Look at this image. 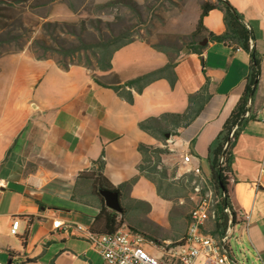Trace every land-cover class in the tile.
<instances>
[{
    "label": "crops",
    "instance_id": "crops-1",
    "mask_svg": "<svg viewBox=\"0 0 264 264\" xmlns=\"http://www.w3.org/2000/svg\"><path fill=\"white\" fill-rule=\"evenodd\" d=\"M225 1L242 14L252 48L260 57L250 116L231 147L227 190L233 211L250 214L248 222L236 218L233 230L238 227L256 263L264 264V0ZM200 14L201 10L190 32ZM203 23L205 33L226 30L220 8L205 15ZM203 46L201 53L183 46L175 58L174 87L165 78L157 79L142 93H135L133 103L95 77L108 84L125 82L168 63V55L147 40L136 39L117 50L110 71L91 72L82 64L63 68L56 59L38 58L27 50L0 55L1 264L11 260L21 264H105L90 242L69 227L80 223L105 232L106 218H100L105 202L97 194L94 176L87 172L97 168L103 155V175L110 183L118 186L136 178L121 191V198L149 204L151 199L167 202L158 195L156 185L138 171L140 143L165 146L142 130L139 122L166 112H184L189 95L202 87L207 76L211 99L166 144L173 163H183L189 153L191 162H184L187 167L198 166L205 172L209 146L242 95L250 52L210 38ZM186 47L188 51H184ZM120 218L124 221L121 214ZM15 219L19 225L12 234ZM57 219L63 222L59 228L53 227ZM182 236L153 237L178 240Z\"/></svg>",
    "mask_w": 264,
    "mask_h": 264
},
{
    "label": "rangeland",
    "instance_id": "rangeland-1",
    "mask_svg": "<svg viewBox=\"0 0 264 264\" xmlns=\"http://www.w3.org/2000/svg\"><path fill=\"white\" fill-rule=\"evenodd\" d=\"M204 1L208 0H0V55L27 50L38 58L51 57L57 62L85 61L92 53L79 49L82 42L106 39L123 31H129L135 40L160 42L171 49L183 47L192 39L190 30ZM92 67L97 70L95 63ZM167 155H163L167 167L164 192L170 193L172 200L151 199L148 205L120 198L124 221L152 238L176 233L182 236L188 216L201 198L193 188L191 168L184 162L173 163ZM203 168L206 173L201 172L202 177L196 174V181L215 194L207 162H203ZM167 183L171 185L169 190ZM214 218L208 217L205 231L210 233ZM229 244L239 263L257 264L238 227L230 235Z\"/></svg>",
    "mask_w": 264,
    "mask_h": 264
},
{
    "label": "trees",
    "instance_id": "trees-1",
    "mask_svg": "<svg viewBox=\"0 0 264 264\" xmlns=\"http://www.w3.org/2000/svg\"><path fill=\"white\" fill-rule=\"evenodd\" d=\"M216 8H220L223 11L226 30L221 34H216L213 32L205 33L206 28L203 23V18L211 10ZM189 37L192 39H190L184 46H188L196 53H201V50L204 48V46L199 42L206 37L214 41H220L233 45L237 49L243 48L250 52L249 72L246 77L242 95L240 96L238 103L230 113L229 117L223 124L222 129L210 144L207 156L211 173L210 180L212 181L216 190L214 194L216 198L215 218L213 219V228L210 233L216 238H221L223 235H225L226 230L229 227V221H231V225L235 223V212L233 211L231 203L229 201L227 190L228 173L230 170L232 157L231 147L237 139L238 134L247 118L250 116H245V114L250 110L248 100H251L252 102V99L256 92V86L258 84L260 76V57L255 52L254 48H250L249 46V39L251 35L249 29L246 27V24L243 21L242 14L238 12V10L233 7L228 1L225 0H218V2L204 1L201 4V14L198 23L195 27V30L190 34ZM134 40L135 39L132 38L129 31H123L106 39H100L90 43L82 42L79 49H84L86 51L90 50V52L92 53V57L90 55H87L85 61L58 63L63 68H68L72 64H82L89 70H91V72L94 71L92 65L93 63H95V66L98 70L110 71L112 69V57L114 53ZM150 43L154 48L168 55V63H166L164 66L152 69L138 76L130 78L125 82L117 81L116 83L108 84L100 80L98 77H95L97 82L101 85L111 87L121 98L125 99L129 103L134 102L135 93H142L147 85L157 79L165 78L170 82L171 86L174 87L177 81L175 58H177L181 54L183 47L180 46L171 49L167 45L160 42ZM191 43H193V46H190ZM74 52L75 51H71L70 54H73ZM40 58L48 57L43 56ZM93 75L95 76L96 74L94 73ZM209 86L210 78L206 76L205 82L202 87L197 92L191 93L189 95L188 107L184 112H166L159 116L148 117L139 122V126L142 130L149 133L165 145L154 146L140 143L138 146V150L142 154V162L138 165V171L140 172V174L144 175L156 185L158 195L164 199H173L170 193L164 192V184L165 182H167V167L163 165L162 156L164 154L172 153V151L166 146L167 140L171 136L178 134L179 128L188 126L198 117V115L201 113V111L204 109V107L212 97ZM235 126H237V128L234 131L233 136L230 137V132ZM167 134H169V137H167ZM226 143H228V146L225 149ZM223 154H225L224 164L220 163V157ZM97 164V168L92 169L91 171L87 172V174L94 176V182L98 186V189L104 188L113 191L118 190L119 196L121 198V191H123V189L127 187H130L131 184L136 180V178H134L128 182H124L118 186H115L110 183L103 175V167L105 164L103 155L97 160ZM194 178V175L191 174V181ZM170 186L171 185L167 183L166 190H169ZM97 194L104 202V198L100 195V193L97 192ZM141 203L150 205L147 202ZM225 206L230 207L231 216L224 212ZM119 214L124 216V209L122 213H118L114 210H111L105 204L102 205L100 218L101 216H104L106 218L105 232L113 231L119 226L122 221L121 218L117 219V216ZM169 217L170 219L172 218L171 214ZM171 223H173V219H171Z\"/></svg>",
    "mask_w": 264,
    "mask_h": 264
},
{
    "label": "built area",
    "instance_id": "built-area-1",
    "mask_svg": "<svg viewBox=\"0 0 264 264\" xmlns=\"http://www.w3.org/2000/svg\"><path fill=\"white\" fill-rule=\"evenodd\" d=\"M248 28V26H247ZM249 46L252 48L253 42L250 37ZM248 100V105H251ZM247 111L245 116H249ZM235 126L230 132L233 136ZM228 143L225 144V149ZM185 163L191 162V155L185 154ZM225 154L220 157V163L224 164ZM198 166L194 167L195 179L193 180L194 190L200 195V201L190 212L188 227L185 234L178 240H158L154 237L149 243H142L136 228H132L125 221H121L119 226L109 232H98L83 224L70 225L87 239L93 248L102 256L105 264H240L234 257L229 244L230 235L234 232L233 224L229 221V227L225 235L221 238L214 237L204 230V225L208 220V205H204L202 190H198L196 174H202ZM207 178L204 177V183ZM1 187V183H0ZM224 212L231 216L229 206L224 207ZM248 222L250 214L245 211L235 213L236 218ZM19 225V220L15 219L12 224L11 233L15 234ZM63 222L59 219L53 222V227L59 228ZM152 247L174 248V255L168 257H157L152 254ZM1 264V263H0ZM7 264H21L17 260H11Z\"/></svg>",
    "mask_w": 264,
    "mask_h": 264
},
{
    "label": "bare ground",
    "instance_id": "bare-ground-1",
    "mask_svg": "<svg viewBox=\"0 0 264 264\" xmlns=\"http://www.w3.org/2000/svg\"><path fill=\"white\" fill-rule=\"evenodd\" d=\"M191 170L194 172V168H191ZM200 177H202L201 174H197ZM198 190H202V197L204 205H208V210L210 211L208 213V217H215V196L214 191L211 188H208L205 190V187L203 184L198 183ZM136 232L139 234V240L142 243H149L150 240H153L154 238L150 237L149 235L143 233L142 231L136 230ZM166 240V239H165ZM152 254L156 255L157 257H168L174 255V248H165L162 247H152Z\"/></svg>",
    "mask_w": 264,
    "mask_h": 264
},
{
    "label": "water",
    "instance_id": "water-1",
    "mask_svg": "<svg viewBox=\"0 0 264 264\" xmlns=\"http://www.w3.org/2000/svg\"><path fill=\"white\" fill-rule=\"evenodd\" d=\"M207 41H208V38H204L199 43L201 45H205ZM184 51H188V47H186ZM167 137H169V134H167ZM99 193L104 198V202L107 207H109L111 210H114L118 213H122L123 207L120 202V196H119L118 190L113 191L110 189L100 188Z\"/></svg>",
    "mask_w": 264,
    "mask_h": 264
}]
</instances>
